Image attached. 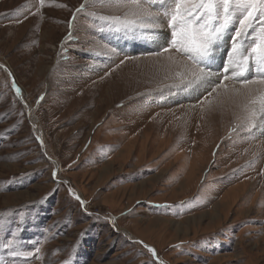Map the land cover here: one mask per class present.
Instances as JSON below:
<instances>
[{
  "label": "rangeland",
  "instance_id": "374dc122",
  "mask_svg": "<svg viewBox=\"0 0 264 264\" xmlns=\"http://www.w3.org/2000/svg\"><path fill=\"white\" fill-rule=\"evenodd\" d=\"M83 2L0 0V214L39 257L0 261L264 264V136L229 133L240 85L171 87L166 53L87 15L115 9L88 7L70 30Z\"/></svg>",
  "mask_w": 264,
  "mask_h": 264
},
{
  "label": "snow or ice",
  "instance_id": "6c2138e0",
  "mask_svg": "<svg viewBox=\"0 0 264 264\" xmlns=\"http://www.w3.org/2000/svg\"><path fill=\"white\" fill-rule=\"evenodd\" d=\"M39 5L37 12L45 7V0H39ZM97 5L116 10L87 13L99 31L125 41L148 40L157 49L149 55L167 54L168 67L175 69L171 87L197 93L205 91L211 96L218 89L228 91L226 82L240 85L233 91L243 97V101L238 122L229 133L251 135L257 129L264 136V0H84L73 12L69 29L73 28L72 21L78 13ZM225 42L229 46L221 67L217 54ZM105 47L110 57H124L121 64L134 58L116 46L106 44ZM13 88L20 95L21 90L14 83ZM52 175L55 180V170ZM0 190L6 188L0 187ZM69 193L72 194L71 189ZM75 199L84 206L85 201L79 196ZM21 222L16 221V227ZM11 223L6 215L0 214V232L6 233L5 238L0 239V249L6 250L14 261L38 259L22 248L19 233L10 228ZM85 234H80L81 240ZM148 251L156 256L151 247ZM63 264H71L70 259Z\"/></svg>",
  "mask_w": 264,
  "mask_h": 264
},
{
  "label": "bare ground",
  "instance_id": "6f19581e",
  "mask_svg": "<svg viewBox=\"0 0 264 264\" xmlns=\"http://www.w3.org/2000/svg\"><path fill=\"white\" fill-rule=\"evenodd\" d=\"M120 44H124L126 43L127 44V47L128 49L130 50H141V49H147V48H150L152 47L153 45L148 41V40H144V39H141V40H133L132 39H129L127 41H125L124 39L122 40H118ZM118 43V44H119ZM226 46L225 44L222 45V47L220 48V51L218 52V64L219 63H222V60L223 58H225L226 54H227V50H226ZM234 97L236 96L235 94H233ZM232 95V96H233ZM228 97V96H227ZM238 97V96H236ZM229 99V98H228ZM233 101H234V98H233ZM242 101V100H241ZM233 104V103H232ZM235 104V102H234ZM229 105V104H228ZM175 223V222H174Z\"/></svg>",
  "mask_w": 264,
  "mask_h": 264
}]
</instances>
